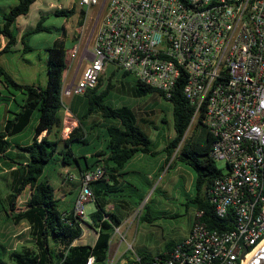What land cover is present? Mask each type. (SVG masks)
Listing matches in <instances>:
<instances>
[{"label":"built area","instance_id":"obj_1","mask_svg":"<svg viewBox=\"0 0 264 264\" xmlns=\"http://www.w3.org/2000/svg\"><path fill=\"white\" fill-rule=\"evenodd\" d=\"M80 4L100 6V19L82 50L75 45L67 51L70 67L63 99L96 88L109 66L168 98L184 78L183 92L195 108L193 119L204 106V122L215 137L212 155L225 162L211 197L225 226L211 227L203 219L204 210H196L190 233L170 249L149 258L121 254L122 264H244L264 242V0ZM76 59V70L67 79ZM71 131L72 125L66 126L65 135ZM104 175L99 166L78 177L74 209L80 218L85 220L84 205L95 200L93 183ZM87 264H97L95 255Z\"/></svg>","mask_w":264,"mask_h":264},{"label":"trees","instance_id":"obj_2","mask_svg":"<svg viewBox=\"0 0 264 264\" xmlns=\"http://www.w3.org/2000/svg\"><path fill=\"white\" fill-rule=\"evenodd\" d=\"M36 1L17 0L15 5L4 12L3 23L0 25V34L6 38L5 45L0 49V82L9 88L10 95H6L7 98L14 97L16 93L21 94V101L17 100L19 110L13 113V117L7 120L4 130L0 131V171L9 170L12 178L10 193L0 197V211L16 223H27L33 243L32 247L20 250H10L5 244L0 243V264H87L91 255H95L97 263L105 264L109 258L114 230L123 222L118 209L122 205L128 207L131 202L130 198L125 197V194H128L123 190L118 177L125 172L119 173V171L124 169L139 152L155 156L160 151H164L167 152V162H169L178 150L176 158L194 172L193 191L189 192L187 207L204 210L203 219L211 227L225 226L226 219L216 214L215 206L211 201L214 183L222 174V169L212 155L215 137L204 122V106L198 117L193 119L195 108L183 92L186 83L184 78L177 82L170 98L162 91L138 80L134 86V93L137 96L157 92L172 104L175 135L165 141L166 144L161 150H158L159 144L140 124L155 123L147 122V118L140 116L139 112L130 105L115 106L109 101L107 96L111 86L98 92V88L103 83L102 76L98 86L82 96L84 111L79 118L80 122H83L85 118L96 113L102 116L104 136L99 142L102 146L94 147L95 152L89 159L86 154L77 156L74 152L75 145L87 144L85 131L78 133L74 129L67 138L60 137L59 133L64 122L61 113L64 107L63 82L70 67L67 59L69 50L67 28L62 27L63 36L56 39L47 49L48 81L45 86L17 81L1 63L2 55L14 52L19 42L15 25L18 17L28 14ZM76 13L75 7H61L54 11L55 15L68 18ZM86 14L87 8H82L79 20L81 25L85 22ZM46 17L42 16L34 28L22 35L24 52L32 49L26 41L28 36L41 31H50L51 28L44 25ZM122 75L129 74L122 73ZM35 118L37 123L33 127L34 135L31 143L26 146L14 143L12 147L10 138L29 128ZM162 121L167 120L162 117ZM95 125L97 123H94ZM192 126V134L187 137V132ZM182 141L184 142L181 145ZM59 156L67 165L74 164L81 173L99 166L105 170L104 177L95 181L93 187L97 208L91 213L89 224L98 233L94 244L75 243L83 236V224L86 221L75 214L74 206L71 209L61 208L62 198L57 197L56 187L43 175L46 165ZM152 186V181H146L145 190L140 193V202ZM129 187L134 190L139 188L131 182ZM27 189L30 192L25 205L18 207V197ZM111 203L115 205V210L107 208ZM144 208H147V204ZM176 242L168 241L163 250L170 249ZM139 254L144 258L153 255L145 251Z\"/></svg>","mask_w":264,"mask_h":264},{"label":"rangeland","instance_id":"obj_3","mask_svg":"<svg viewBox=\"0 0 264 264\" xmlns=\"http://www.w3.org/2000/svg\"><path fill=\"white\" fill-rule=\"evenodd\" d=\"M57 1H59L62 5L61 7L64 8H70L73 6V0ZM74 1L77 3V10L79 9V6L82 7L81 4L79 5V0ZM43 2L44 1H40L39 4H43ZM16 3L17 0H0V24L3 23L4 12L8 11ZM99 11L100 6H94L89 9L87 8L85 22L81 25L79 23L81 18L79 10L74 16L68 18L65 16H57L52 12V14L49 13L44 15L38 11V6H34L30 13L22 15V18L19 21L17 20L16 32L19 35V42L16 45L14 52L3 54L1 57L2 65L17 81L21 83L40 84L45 86L48 81L47 49L56 39L63 36L62 27L68 26L67 44L69 49H72L75 45H80L79 50H82L85 47L87 40L90 38L98 19H100ZM42 16H47L44 25L51 29L50 31H41L28 36L26 41L32 49L31 51L24 52L21 37L27 30L34 28ZM1 40L2 38L0 35V45ZM4 40L6 42L5 37ZM72 43L74 45H72ZM87 57H91V54L89 53ZM78 59L73 61L67 79H70L73 71L76 70ZM86 65L87 62L85 61L81 66V72ZM111 70L112 66L109 67V71L103 73V83L98 88V92H102L107 89L108 86H111L107 96L109 101L115 106H121L123 104L130 105L135 111L139 112L140 116H145L147 122L152 121L155 123L140 124L149 133L151 138L159 144L158 150H161L166 144L165 141L170 140L175 135L171 102L157 92L148 93L142 96L135 95L134 86L136 84V79L132 75L124 76L119 72L112 75ZM2 94L10 95L7 90H4ZM63 100L64 107L61 110V113L64 122L63 128L59 133L60 137H68L64 135V131L66 126L73 124V118L78 119L77 125L74 127L78 133L86 130L84 127L85 123L93 124V130L98 129V127L101 128L99 126L102 122V116L100 114L96 113L85 118L83 121L86 120V122L81 124L78 117L82 114H78L77 111L72 110L68 97H65ZM2 103L3 101H0V108L2 110L0 121L4 114ZM67 109L70 111V115L67 113ZM162 117H165L167 121L163 122ZM94 123H97L98 125L94 126ZM154 126H157V128ZM88 128V132L93 131L90 126ZM159 130H161V134L159 133ZM192 130L193 126L187 132V137L192 134ZM183 142L184 141H182L181 145ZM91 146L92 144L90 143L84 147L88 148V151H92L93 148H91ZM77 148L78 145H75L74 150H77ZM177 151L169 162H167V160L165 162L163 161L162 157H164L165 152L161 151L156 156L150 157L151 160L145 158L146 170L140 169L141 173L137 176L136 184L139 187L138 190L133 189V191H130L132 187L127 188V197L131 199V206L127 215L124 216L125 221L123 224L114 230L111 239L109 258L105 264H122V257H120L121 254L126 256L130 253H134L140 248L144 249L147 253L154 254L163 250L168 241L176 240L186 235L196 212V208L187 207L186 205L189 192L193 191L194 172L189 166L183 164L176 158ZM158 163H161L162 167L157 168L155 174L150 176L153 186L149 189L143 201L140 202V193L145 190L146 184L145 174L143 175V173H145V171L148 172L149 167H152L153 165L156 168ZM170 164L172 165L170 166ZM217 165L221 169H225V162L223 160H217ZM58 168L64 172V183H62L61 180H56ZM69 174H75L77 178L80 175L74 164L67 165V163L62 161V164L57 167V163L51 161L46 165L43 175L48 176L51 179L56 187L57 197L64 195L68 202H72L77 193L80 192V184L77 179L70 180L67 178V175ZM179 179H181L179 184L183 186V192L180 194H173V190H178L177 188H174V184ZM0 190L5 192L7 190L5 179H0ZM23 198L24 197H18L19 207L24 204ZM146 204L147 208H144V205ZM61 208H63V206ZM96 208L97 205L95 200L89 201L84 205L86 221V223L83 224L84 234L80 239L75 241L76 244L95 243L98 233L89 223L91 222V213H93ZM108 208L112 210L113 204H110ZM1 229L4 230L7 237L12 241L11 246L13 248L16 247L17 250H20L25 247L33 246L30 229L26 223H16L10 218V220L6 222V227L2 226Z\"/></svg>","mask_w":264,"mask_h":264},{"label":"crops","instance_id":"obj_4","mask_svg":"<svg viewBox=\"0 0 264 264\" xmlns=\"http://www.w3.org/2000/svg\"><path fill=\"white\" fill-rule=\"evenodd\" d=\"M40 1H44L43 4H39ZM79 5H80V0H79ZM36 7L38 6V11L44 15L46 14H49V13H54V11L57 9V8H61V3L57 0H37L35 3H33V5L31 6V9L29 11V13L31 12L32 8L33 7ZM72 7H75L77 9V3L73 0V6ZM83 7V6H82ZM82 7L79 6V12L80 10L82 9ZM77 10V11H78ZM51 13V14H52ZM22 18V15L18 17V21ZM17 22V21H16ZM17 23H15L16 25ZM1 25V24H0ZM66 28L68 29V26H66ZM1 35V34H0ZM1 45H0V49L5 45V40H4V36L1 35ZM3 56V55H2ZM110 67V66H109ZM109 67L107 68L106 71H109ZM117 73V72H116ZM120 73V72H119ZM111 74H114V68L112 67V70H111ZM103 75V74H102ZM0 101H3L2 103V109H3V117L0 121V131L4 130L5 128V125H6V122L8 119L12 118L13 117V113H15L16 111L19 110V106H18V103H17V100L18 102L21 101V94L20 93H16L14 97H11V98H7L6 95L2 94V92L5 90H7L9 92V88H6V86L4 84H2L0 82ZM68 101L70 103V107L72 108L73 111H77L78 114H82L83 115V111H84V103H82V96H74L73 98H68ZM1 108H0V114L2 113L1 112ZM94 115V114H93ZM145 118V116H143ZM80 118V117H78ZM73 124H72V130L74 129V127L77 125V121L78 119L76 118H73ZM80 122V120H79ZM85 121L83 122H80L81 124H84ZM37 123V119L35 118L33 120V122L31 123V125L29 126V128H27L26 130H24L23 132H20L18 134H16L15 136L11 137L10 140L12 141V147H14V143L16 144H20L21 146H26L28 145L29 143H31L32 141V138H33V135H34V132H33V127L35 126V124ZM85 126V139L87 141V144H81V145H78V148L77 150H74L75 154L77 156H83L84 154L88 155V158L91 159L90 157L92 156V153L95 152V149L94 147L98 146H102L101 143H99L101 141V138L104 136V128L103 127V124L102 122L99 124V126L101 128L98 127V129H95L92 130L91 132H88L87 129H89L88 127H92L93 124H88V123H85L84 124ZM98 125V124H97ZM161 130H159V133L161 134L160 132ZM45 134V132L43 133V135ZM64 135H65V131H64ZM67 136V135H66ZM92 144L91 148H93L92 151H88L89 149L88 148H85L84 146L85 145H88V144ZM17 149V148H16ZM161 152H164V151H161ZM156 156V155H155ZM150 157H153V155H147L145 153H142V152H139L137 153L130 161L129 163L125 166L124 169H122L120 172H125V174L123 175H119V180L121 182V185L122 187L124 188L123 190L125 191V193H127V188L129 187V182L133 183L135 186H137L136 182H137V176L141 173L140 169H145V158L146 159H149L151 160ZM168 158V155H167V152L164 153V157H162L163 161L165 162ZM81 160L83 161V158H81ZM57 163V167L62 164V160L60 159V156L57 157L55 160H53ZM156 163V162H155ZM169 165V164H168ZM162 167V164L161 163H158L157 167L155 168L154 165L152 167H149V170L148 172L145 171V173H143V175L145 174V179L146 181H152L150 179V176H152L153 174H155L156 172V169L157 168H161ZM77 169V172L80 174L78 177H80L84 172L81 173V171H79L78 168ZM146 170V169H145ZM58 175L56 176V180H61L62 183H64V172L63 170H60L58 168ZM117 173V174H119ZM9 176V178H8ZM46 178L50 179L48 176H45ZM8 178V179H7ZM0 179H5L6 180V192L5 191H1L0 190V197L2 196H6L7 194L10 193L11 191V187H12V178L9 174V170L5 169L3 171H0ZM51 181V179H50ZM77 181H79V179L77 178ZM179 182H181V179L177 180V182L174 184V188H177L178 190L175 191L173 190L174 192H172L173 194L175 193H182L183 192V186H181L179 184ZM52 183V181H51ZM53 184V183H52ZM79 184H80V181H79ZM54 185V184H53ZM95 186V184L93 183V187ZM130 188V187H129ZM134 189V188H132ZM28 189L22 193L20 195V197H24L23 200H26L27 198V195L30 191H28ZM27 192V193H26ZM78 194L79 192L77 193V195L75 196V198L71 201H67L66 200V197L64 195L60 196L62 197V206L64 209H71L74 204H75V201L78 197ZM128 195L125 194V197L127 199H129L127 197ZM113 204V203H111ZM110 205V204H109ZM108 205V206H109ZM130 206L129 205L128 207H125V206H120L119 209H118V212L122 215L123 217V222L125 221V217L128 213V210L130 209ZM108 208V207H107ZM115 205L113 204V209L112 210H115ZM109 209V208H108ZM10 220V217H8L7 215L4 214L3 211H0V243H3L5 244L10 250H13L11 248H13L11 246L12 244V241L9 239V237H7V235L5 234L4 230L1 229L2 226L6 227V222H8ZM122 222V224H123ZM25 223V222H24ZM27 224V223H26ZM191 227H192V224L191 226L189 227V230L187 231L186 235L182 236L181 238L179 239H176V240H173V241H178V240H181L182 238L186 237L190 231H191ZM29 228V226H28ZM141 251H144V249L140 248L138 250H136L135 252L139 253ZM162 251V250H161ZM160 252V251H159ZM158 253V252H156ZM155 254V253H154Z\"/></svg>","mask_w":264,"mask_h":264},{"label":"water","instance_id":"obj_5","mask_svg":"<svg viewBox=\"0 0 264 264\" xmlns=\"http://www.w3.org/2000/svg\"><path fill=\"white\" fill-rule=\"evenodd\" d=\"M245 264H264V244H262L253 256Z\"/></svg>","mask_w":264,"mask_h":264},{"label":"bare ground","instance_id":"obj_6","mask_svg":"<svg viewBox=\"0 0 264 264\" xmlns=\"http://www.w3.org/2000/svg\"><path fill=\"white\" fill-rule=\"evenodd\" d=\"M262 244H264V242L262 243ZM262 244H260L256 249H255V251H253L251 254H249L248 256H247V258L245 259V263L253 256V254L256 252V250L262 245ZM244 263V264H245Z\"/></svg>","mask_w":264,"mask_h":264}]
</instances>
